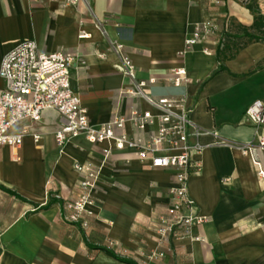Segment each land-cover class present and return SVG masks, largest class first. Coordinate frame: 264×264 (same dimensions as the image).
<instances>
[{
	"label": "crops",
	"instance_id": "crops-1",
	"mask_svg": "<svg viewBox=\"0 0 264 264\" xmlns=\"http://www.w3.org/2000/svg\"><path fill=\"white\" fill-rule=\"evenodd\" d=\"M257 3L264 14V0ZM209 16L221 26L229 18L232 34L238 25L249 28L254 22V14L236 0L220 5L212 0H81L78 9L50 0H0V66L26 41H35L42 52L78 55L72 86L92 122L100 124L127 116L134 107L151 109L142 98L121 96L131 88L115 68L114 46L122 42L138 80L148 83L146 91L156 97L187 95L191 119L210 132L198 139L204 146L201 168L190 178L191 197L210 220L193 228L200 240L161 244L171 250L152 264H264V179L241 148L264 134V125L244 119L249 106L264 98V43H248L225 60L227 71L213 75L220 64L218 36L183 53L195 25ZM179 68L194 79L190 86L169 80ZM3 86L0 76V91ZM64 123L57 111L45 110L41 120L13 127V133L30 130L20 148L0 146V264H139L159 245L155 225L166 213L174 170L153 168L135 150H114L85 230L64 219L63 206L78 196L75 163L98 161L105 144L78 137L61 151L55 133ZM259 155L264 159V149Z\"/></svg>",
	"mask_w": 264,
	"mask_h": 264
},
{
	"label": "built area",
	"instance_id": "built-area-1",
	"mask_svg": "<svg viewBox=\"0 0 264 264\" xmlns=\"http://www.w3.org/2000/svg\"><path fill=\"white\" fill-rule=\"evenodd\" d=\"M50 1L76 9L81 2ZM225 1L212 0L218 5ZM236 1L245 6L252 2ZM96 24L100 26L98 22ZM230 27L229 18L221 26L216 18L206 17L195 25L193 33L186 39L183 53L194 50L211 36H218L220 45L222 33L229 31ZM85 36L84 32L80 35ZM114 50L119 56L115 68L131 83L130 89L121 91V96L142 98L150 105V110L134 107L127 116L118 114L108 122L93 123L72 86L71 71L79 64V56L64 50L42 52L35 41H26L10 50L0 66V76L4 81L0 91V146L20 148L30 130L24 127L20 132L13 133V127L25 120H41L43 112L48 109L57 111L65 119L63 126L55 133L61 151L78 137H84L92 144H105L98 161L75 163V170L79 174L76 186L78 196L67 200L63 206L64 219L79 224L85 230L94 216L96 190L114 150L132 149L141 161L148 162L153 168L174 170L175 181L166 196V213L155 225L159 245L139 263L152 264L155 260L163 261L171 250H162L161 244L181 238L200 240L199 236H193V228L210 220L200 212L190 194V178L201 168L198 157L204 149L198 139L210 132L191 119L192 107L187 95L153 96L146 91L148 83L138 80L135 64L126 52L125 44L117 42ZM204 51L208 52L207 49ZM169 80L177 87H188L194 82L184 68L174 69ZM244 119L257 127L264 125V98L249 106ZM128 126L130 131L126 130ZM31 135L35 142L40 141L39 134ZM241 148L244 154L251 157L258 176L264 179V159L259 155V150L264 149V134L258 137L257 142Z\"/></svg>",
	"mask_w": 264,
	"mask_h": 264
},
{
	"label": "trees",
	"instance_id": "trees-1",
	"mask_svg": "<svg viewBox=\"0 0 264 264\" xmlns=\"http://www.w3.org/2000/svg\"><path fill=\"white\" fill-rule=\"evenodd\" d=\"M246 7L254 14V22L249 28L238 25L236 28L237 34L231 33L232 26L230 27L229 31L222 33V40L217 51V60L220 64L213 75L221 71H227L228 69L224 65L225 60L233 58L236 53L248 43H264V14L261 12L257 0H252L250 4L246 5ZM239 38H246L247 43L241 47H238L236 41ZM108 253L113 255L110 252Z\"/></svg>",
	"mask_w": 264,
	"mask_h": 264
},
{
	"label": "rangeland",
	"instance_id": "rangeland-1",
	"mask_svg": "<svg viewBox=\"0 0 264 264\" xmlns=\"http://www.w3.org/2000/svg\"><path fill=\"white\" fill-rule=\"evenodd\" d=\"M232 29V28H231ZM247 43V39L246 38H239L237 41H236V44L238 47H241L243 46L244 44Z\"/></svg>",
	"mask_w": 264,
	"mask_h": 264
}]
</instances>
